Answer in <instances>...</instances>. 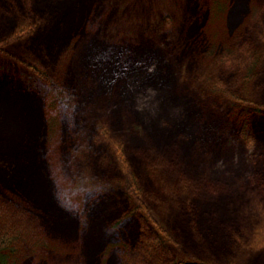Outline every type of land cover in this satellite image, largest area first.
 <instances>
[{
    "label": "rangeland",
    "instance_id": "1",
    "mask_svg": "<svg viewBox=\"0 0 264 264\" xmlns=\"http://www.w3.org/2000/svg\"><path fill=\"white\" fill-rule=\"evenodd\" d=\"M263 29L264 0H0V205L47 237L12 264H152L155 221L170 259L264 264V54L243 80L208 53Z\"/></svg>",
    "mask_w": 264,
    "mask_h": 264
},
{
    "label": "trees",
    "instance_id": "2",
    "mask_svg": "<svg viewBox=\"0 0 264 264\" xmlns=\"http://www.w3.org/2000/svg\"><path fill=\"white\" fill-rule=\"evenodd\" d=\"M260 10L261 9L256 8L255 13H260ZM29 26L30 25L26 22H20V24H18L16 26V28L14 29L12 36L13 37H24L30 31ZM256 34L258 36L260 34H262V36L264 37V29L261 33L256 32ZM208 53H209V55L212 54L210 56L212 58L211 63H213V61L216 60V61H219L223 64L228 65L227 66L228 68H239L240 72L242 73L241 79L245 80L248 77L249 78L253 77V75H255V73L257 72L260 60L262 58V55L264 54V46L259 48V47H254L251 43H249L248 46L244 47L242 50L237 52L236 49H234L232 46L227 45V46H224V49H223V52L221 53V55L215 54L213 51V48H211V51L210 52L208 51ZM34 68L38 71L37 67H34ZM7 89H8V87L4 88V91H5L4 94L5 95L3 98L7 99V101H10V98L15 99L11 92L6 91ZM228 96L232 99H235L234 101L238 102V103L244 102L246 100L245 95L240 96V95H236V94L230 92L228 94ZM26 97H27V95H23V94L19 93V96L17 98H26ZM238 106H239V104H238ZM257 109H258V107L256 109L251 108V110H254V111ZM32 117H34V114ZM30 119H32V118H30ZM52 124H54L52 116L50 117V115H48V127L50 126L48 129V139L49 140H53V138H51V136L53 134ZM262 126H264V124ZM33 131L37 132V127L35 129L33 128ZM104 134H105L104 136L106 137V139L110 140L111 142L113 141V139H111V137H109L107 135V134H109V132H107V134L106 133H104ZM112 144H113L114 148H116V151L118 154V155L116 154V156H118L121 159L120 161L123 165V168L125 169L124 171L126 172V174H128L126 177L129 181V188L131 190V194L133 196L135 195L136 197H139L138 188L136 187L134 180H132L131 174L127 170V167H126V164L124 163V158L120 152V149L118 148L117 144L114 141L112 142ZM12 146H13V144H12ZM32 147L36 149V146L34 143H33ZM20 149L21 150L26 149L25 145L23 147H21ZM10 150H8L7 153H9ZM114 153H116V152H114ZM3 160H4V158H3ZM42 184H43V186H41V185L40 186H31L30 190L35 192L38 189H41V194L35 196L38 200V202H36L37 204H42L43 201L46 200L47 201L46 204L51 205L49 203V202H51L50 197L48 199L46 197V193H45V192H48L50 194L51 185H48L44 182H42ZM37 192H39V190ZM103 203H104V201H103ZM103 203H101L100 209H99V207H96V208H98V210L94 211V212L98 214V218H97V220L92 221V225L93 224L98 225V223L100 222L99 220L107 212V208H106L107 202H105L104 205H103ZM108 204L110 205V203H108ZM137 209L141 210L142 207L137 206ZM137 209L135 208V211ZM50 210L52 211L51 214H53L57 218V220L54 224L55 229L57 228L58 230L63 231V232H65V231L70 232L69 229H66V226H71V220L67 219L68 221H66L63 219L64 218L63 211L60 212L61 215L63 216V217L61 216V219H60V216L58 214H55L56 210H54V209H50ZM144 210H146V208ZM108 212H109V209H108ZM17 218L18 217L16 215H11L7 211H3V208L0 205V264H12L14 262V259H12V255H17L19 253H22L23 251H25V248L27 249V247L29 245L32 247H34L38 244L43 245V244H45L44 241L47 240V237L40 231V229H35L34 231L32 229H27L26 224L20 223V221L17 220ZM67 222H68V224H67ZM155 226L156 227H155V229H153L154 231L151 233V235L146 237L147 238L146 243L143 246H141L140 255L144 258H148V260H150L152 264H191V263L187 262L186 260H176V259H170L168 257L167 254H169V252H166L165 249H162L163 243H162V237H160L161 232H163V230L161 228L162 226L159 223H157V221H155ZM91 228H93V227H91ZM254 228H255L254 236H255L256 240L253 243V246L254 247H262V246H264V224L260 225V226L256 225ZM30 234H33V235L30 236ZM42 241L44 243H42ZM88 244H90V242ZM163 252L166 254V256L164 255ZM128 264H131V262L129 260H128ZM200 264H206V263L202 262Z\"/></svg>",
    "mask_w": 264,
    "mask_h": 264
}]
</instances>
